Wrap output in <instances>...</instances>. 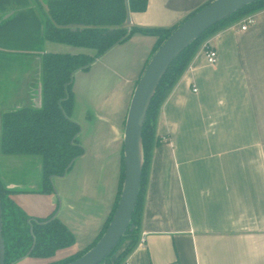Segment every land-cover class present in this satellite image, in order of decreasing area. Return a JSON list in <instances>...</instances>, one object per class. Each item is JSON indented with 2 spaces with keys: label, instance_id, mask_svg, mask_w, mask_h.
I'll use <instances>...</instances> for the list:
<instances>
[{
  "label": "crops",
  "instance_id": "0c3cea01",
  "mask_svg": "<svg viewBox=\"0 0 264 264\" xmlns=\"http://www.w3.org/2000/svg\"><path fill=\"white\" fill-rule=\"evenodd\" d=\"M209 1L147 0L145 11L128 13L126 26L172 28ZM42 7L38 0H0V27L23 20L27 31ZM253 15L255 24L245 31L243 16L207 38L161 105L138 243L123 264H264V10ZM43 22L42 14L43 49L23 57V83L32 60L39 67L34 92L21 88L25 106L36 109L42 106L44 54H93L46 41ZM155 42L134 34L73 75L71 119L80 126L85 153L53 180V193H41V158L0 153V184L18 209L31 219L57 218L75 238L51 259L16 264L60 261L98 240L116 202L129 102ZM206 48L216 51L215 65L207 64ZM25 106L0 95V121Z\"/></svg>",
  "mask_w": 264,
  "mask_h": 264
},
{
  "label": "trees",
  "instance_id": "16d2710c",
  "mask_svg": "<svg viewBox=\"0 0 264 264\" xmlns=\"http://www.w3.org/2000/svg\"><path fill=\"white\" fill-rule=\"evenodd\" d=\"M38 1L43 5L46 41L93 51V54L78 55L44 54L41 59V108L25 106L7 111L1 116L0 153L41 158V193L51 194L54 192L53 180L64 177L75 161L85 153L79 142L80 126L71 119L74 109L73 75L77 71H87L111 48L137 33L156 38L154 54L179 25L167 29L128 28L126 26L128 13L145 11L147 0ZM261 10H264V0H257L214 25L180 53L167 69L151 100L142 128V179L130 226L101 264H123L137 246L147 170L152 148L158 144V141H155L156 120L160 107L171 89L207 38L241 17ZM122 183L123 162L116 202L99 238L113 217ZM10 194L0 184L4 264H16L25 258L51 259L58 251L67 249L75 243L73 234L57 218L53 216L46 219L29 218L18 209ZM131 226L133 229H130ZM96 242L76 255L47 264H69L86 253ZM122 245L123 249L114 258Z\"/></svg>",
  "mask_w": 264,
  "mask_h": 264
},
{
  "label": "water",
  "instance_id": "95a60500",
  "mask_svg": "<svg viewBox=\"0 0 264 264\" xmlns=\"http://www.w3.org/2000/svg\"><path fill=\"white\" fill-rule=\"evenodd\" d=\"M255 1L257 0L211 1L179 25L151 56L135 85L126 114L123 132V183L113 217L96 244L69 264H101L129 228L142 179V128L151 100L169 66L208 29ZM4 250L0 202V264H4Z\"/></svg>",
  "mask_w": 264,
  "mask_h": 264
},
{
  "label": "rangeland",
  "instance_id": "374dc122",
  "mask_svg": "<svg viewBox=\"0 0 264 264\" xmlns=\"http://www.w3.org/2000/svg\"><path fill=\"white\" fill-rule=\"evenodd\" d=\"M38 14L40 17H35V19L33 17L32 23L28 22L29 28L27 31L23 28V20L15 19L11 22H9V20L3 23L4 26L0 27V78H2L1 80L4 83V85L0 86V95H2L5 100H13L14 97L15 103L21 104V106H25L27 102L26 94L25 92H21V88L26 84L30 87V93L32 91L34 92V87L40 74L38 65L32 60L31 63L33 67L29 63V66L32 67L28 73L29 80L26 83L22 82L23 67L25 66V59L23 57L25 56V52H40L43 49L40 38L41 32L39 33V21L42 18V10H38ZM77 161L78 160H76V162ZM72 167H75L74 164ZM110 171L109 169L108 172L110 173ZM93 172L102 174L103 171L96 169V171ZM16 176L19 178L23 177V173H18ZM98 181H101L100 178ZM124 245L121 246L114 258L123 249Z\"/></svg>",
  "mask_w": 264,
  "mask_h": 264
},
{
  "label": "built area",
  "instance_id": "2783aa9c",
  "mask_svg": "<svg viewBox=\"0 0 264 264\" xmlns=\"http://www.w3.org/2000/svg\"><path fill=\"white\" fill-rule=\"evenodd\" d=\"M255 24V17L253 14H249L247 16H245L244 20H243V25L240 27L241 31H245L249 26L254 25ZM205 60L207 62L208 65H215L217 62V53L215 50L211 49V48H206L205 52ZM194 92L196 90H193Z\"/></svg>",
  "mask_w": 264,
  "mask_h": 264
}]
</instances>
